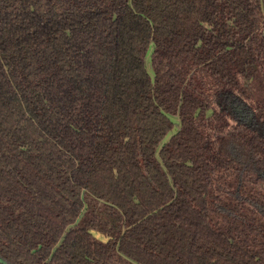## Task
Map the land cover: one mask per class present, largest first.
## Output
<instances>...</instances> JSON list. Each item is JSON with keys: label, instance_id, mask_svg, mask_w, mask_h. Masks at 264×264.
<instances>
[{"label": "trees", "instance_id": "obj_1", "mask_svg": "<svg viewBox=\"0 0 264 264\" xmlns=\"http://www.w3.org/2000/svg\"><path fill=\"white\" fill-rule=\"evenodd\" d=\"M0 256L264 264V0H0Z\"/></svg>", "mask_w": 264, "mask_h": 264}, {"label": "rangeland", "instance_id": "obj_2", "mask_svg": "<svg viewBox=\"0 0 264 264\" xmlns=\"http://www.w3.org/2000/svg\"><path fill=\"white\" fill-rule=\"evenodd\" d=\"M146 63H147V67H148V69L150 70V72H152L151 71V67H150V63H149V53L147 54V57H146ZM237 106V105H236ZM239 107V106H238ZM173 120L177 123L178 122V119L177 118H175V117H173ZM175 130V129H174ZM172 132L173 131H171V132H169L168 134H167V136H165V138L163 139V141H165V140H167L168 138H169V136L172 134Z\"/></svg>", "mask_w": 264, "mask_h": 264}, {"label": "water", "instance_id": "obj_3", "mask_svg": "<svg viewBox=\"0 0 264 264\" xmlns=\"http://www.w3.org/2000/svg\"><path fill=\"white\" fill-rule=\"evenodd\" d=\"M0 261H2V257L0 256Z\"/></svg>", "mask_w": 264, "mask_h": 264}]
</instances>
